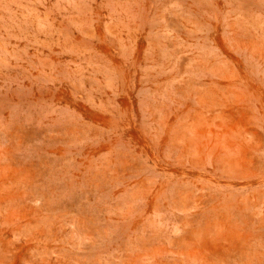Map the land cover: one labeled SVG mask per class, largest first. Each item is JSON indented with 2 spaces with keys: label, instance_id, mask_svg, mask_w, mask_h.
Returning a JSON list of instances; mask_svg holds the SVG:
<instances>
[{
  "label": "rangeland",
  "instance_id": "374dc122",
  "mask_svg": "<svg viewBox=\"0 0 264 264\" xmlns=\"http://www.w3.org/2000/svg\"><path fill=\"white\" fill-rule=\"evenodd\" d=\"M0 264H264V0H0Z\"/></svg>",
  "mask_w": 264,
  "mask_h": 264
}]
</instances>
